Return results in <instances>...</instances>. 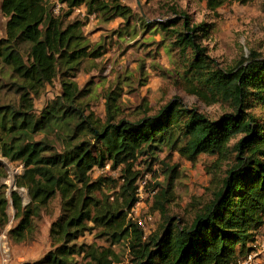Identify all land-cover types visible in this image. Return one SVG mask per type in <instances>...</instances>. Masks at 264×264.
Masks as SVG:
<instances>
[{"label": "trees", "instance_id": "1", "mask_svg": "<svg viewBox=\"0 0 264 264\" xmlns=\"http://www.w3.org/2000/svg\"><path fill=\"white\" fill-rule=\"evenodd\" d=\"M203 1L214 13L227 3L248 0ZM0 3L9 14L0 38V156L22 168L8 193L0 162V231L9 221L11 205L16 223L7 233L22 241L42 209L59 197L48 250L19 264H114L112 246L120 242L126 245L129 264H233L255 250L264 234L263 55L250 50L236 66H220L202 44L214 26L193 23L189 14L171 7L174 16L155 28L168 36L167 51L179 62L178 77L188 94L226 111L211 119L175 97L153 114L139 106L127 117L117 104L119 93L110 89L103 95L106 116L100 122L85 113L89 84L84 88L76 82L83 63L104 53L102 44L90 42L85 26L90 16L120 18L128 25L135 10L123 0ZM81 6L83 17L69 20ZM139 15L144 17L142 10ZM55 79L60 93L35 110L34 100ZM10 93L16 100L9 99ZM163 150L189 161L212 154L215 163L227 168L212 198L187 221L168 214L176 166H167L166 182L151 190L150 207L161 223L156 231H144L129 216L140 202V173L134 163L142 158L150 172ZM106 164L119 167L118 179L92 177L94 167ZM104 188L116 191L108 194ZM19 189L25 190V202ZM91 230L106 245L79 241Z\"/></svg>", "mask_w": 264, "mask_h": 264}, {"label": "rangeland", "instance_id": "2", "mask_svg": "<svg viewBox=\"0 0 264 264\" xmlns=\"http://www.w3.org/2000/svg\"><path fill=\"white\" fill-rule=\"evenodd\" d=\"M136 13L135 20L128 25L120 18L104 21L97 16H90L85 26V33L91 43L102 44L104 53L93 60L83 63L77 73L76 82L80 87L89 84L90 93H87L85 102L86 114L102 122L105 119L103 95L112 89L119 93L117 104L121 115L131 117L134 109L143 106L145 111L153 114L165 102L179 98L186 106L195 107L211 119H215L226 111L218 103L207 104L194 95L188 94L177 69L179 62L175 53L168 52L169 41L159 24L167 22L174 15L170 13L171 7H177L189 14L193 23L201 21L211 23L214 27L202 38V44L208 48V54L219 62L220 66L233 67L250 50H255L264 56V0H248L246 3H227L212 13L206 9L203 0H125ZM136 3V4H135ZM144 17L140 19L139 9ZM64 10V9H63ZM84 9H75L69 20L74 17L82 18ZM9 14L0 3V38L5 31V23ZM68 20V18H67ZM148 26L145 27L143 22ZM155 24L156 28H155ZM61 87L58 79L52 85L46 86L34 100V109L39 111L46 101L59 94ZM11 100L17 97L9 94ZM166 150L157 154V162L147 172L146 166L139 158L134 163V169L140 173L139 182L147 183L140 194V203L136 207V215L146 218L147 230L156 231L161 223V216L157 211L151 210V190L155 183H165L166 175L163 170L167 166H176V178L173 183L174 200L168 204V214L191 220L194 212L212 198V192L218 189L224 177L226 163H215V156L201 154L196 161H189L177 152L170 155ZM0 162L6 169V177L2 183L7 192L14 187V179L22 171L21 165L11 163L0 156ZM119 167L112 169L109 164L103 168L94 167L92 177L98 176L118 179ZM144 185V187H145ZM147 190V191H145ZM104 191L114 193L115 189ZM25 202V190L19 189ZM8 220L14 216L11 205L7 208ZM59 214V197L55 196L42 209L39 217L35 218L33 231L27 234L22 241H13L8 234L10 245L9 264H19L40 258L49 246L48 229L50 223ZM130 217L137 218L134 214ZM16 223L14 219L11 226ZM91 226V224H89ZM10 226V228H11ZM96 230L87 231L80 242L106 245L105 239L96 236ZM117 261L114 264L126 263L128 251L124 242L112 246Z\"/></svg>", "mask_w": 264, "mask_h": 264}, {"label": "built area", "instance_id": "3", "mask_svg": "<svg viewBox=\"0 0 264 264\" xmlns=\"http://www.w3.org/2000/svg\"><path fill=\"white\" fill-rule=\"evenodd\" d=\"M138 193L139 196L142 193L143 186L145 182H139L138 181ZM140 202H137L131 209L130 214H134L137 218L131 217L133 220L136 219L138 224L143 227L144 231H148L146 228V218L148 220L151 219V216L148 215L146 218L142 219L139 216H137L136 213V207L138 206ZM12 218L8 221L6 226L0 231V264H9L10 261V245L8 243V237H7V232L10 229V224H12ZM264 232V228H263ZM121 264H129L128 262L126 263H121ZM233 264H264V234L261 237L260 243L256 246L255 250L248 254L245 258L242 260L233 263Z\"/></svg>", "mask_w": 264, "mask_h": 264}, {"label": "crops", "instance_id": "4", "mask_svg": "<svg viewBox=\"0 0 264 264\" xmlns=\"http://www.w3.org/2000/svg\"><path fill=\"white\" fill-rule=\"evenodd\" d=\"M125 3H126V1L125 0H123ZM136 4V3H135ZM128 5H129V3H128ZM130 6V5H129ZM83 7L81 6L80 8H79V10H82L83 11ZM138 9H140V8H138ZM34 260H36V259H34Z\"/></svg>", "mask_w": 264, "mask_h": 264}, {"label": "water", "instance_id": "5", "mask_svg": "<svg viewBox=\"0 0 264 264\" xmlns=\"http://www.w3.org/2000/svg\"><path fill=\"white\" fill-rule=\"evenodd\" d=\"M136 2H137V4H139V1L138 0H136Z\"/></svg>", "mask_w": 264, "mask_h": 264}]
</instances>
